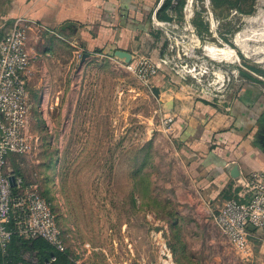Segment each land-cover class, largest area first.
<instances>
[{
  "label": "rangeland",
  "instance_id": "rangeland-1",
  "mask_svg": "<svg viewBox=\"0 0 264 264\" xmlns=\"http://www.w3.org/2000/svg\"><path fill=\"white\" fill-rule=\"evenodd\" d=\"M171 1L158 15L175 17L179 27L162 38L163 49L145 55L159 63L147 81L115 58L67 42L39 58L30 95L39 146L10 155L8 167L39 184L50 202L62 263L159 264L165 243L175 264H264V233L242 251L197 199L184 198L188 178L165 148L159 129L167 110L154 92L163 76L210 100L264 90V62L252 54L264 47V0ZM53 93L59 101L50 110ZM23 258L41 264L34 251Z\"/></svg>",
  "mask_w": 264,
  "mask_h": 264
},
{
  "label": "crops",
  "instance_id": "crops-1",
  "mask_svg": "<svg viewBox=\"0 0 264 264\" xmlns=\"http://www.w3.org/2000/svg\"><path fill=\"white\" fill-rule=\"evenodd\" d=\"M162 4L163 0H0V38L9 24L24 18L32 58L27 71L31 101L32 88L38 86L34 80L39 58L54 56L63 42L115 58L130 70L137 56L163 49L162 38L179 26L175 17L159 18ZM158 79L159 102L166 107L165 117L173 120L171 130L164 124L159 130L166 150L188 178L190 191L184 198L197 199L212 218L223 199L245 192L243 178L264 168V90L258 86L252 92L210 100L177 89L164 76ZM54 95L50 110L59 101ZM255 233L260 239L264 228Z\"/></svg>",
  "mask_w": 264,
  "mask_h": 264
},
{
  "label": "built area",
  "instance_id": "built-area-1",
  "mask_svg": "<svg viewBox=\"0 0 264 264\" xmlns=\"http://www.w3.org/2000/svg\"><path fill=\"white\" fill-rule=\"evenodd\" d=\"M23 22L24 18L15 19L0 38V250L4 254L14 235L29 242L42 238L58 251L65 248L56 215L39 184L26 181L8 167L10 155L31 152L40 141L30 127L27 71L32 58L26 48ZM156 66L159 63L150 65L149 58L141 56L130 68L147 81ZM172 121L169 116L163 119L168 130ZM243 179L245 192L223 199L212 218L227 239L245 251L253 243L256 230L264 228V168L252 170ZM159 257V264H175L165 243L160 244ZM53 260L55 256L45 264Z\"/></svg>",
  "mask_w": 264,
  "mask_h": 264
},
{
  "label": "trees",
  "instance_id": "trees-1",
  "mask_svg": "<svg viewBox=\"0 0 264 264\" xmlns=\"http://www.w3.org/2000/svg\"><path fill=\"white\" fill-rule=\"evenodd\" d=\"M172 1L165 0L161 6V10L171 7ZM159 9V11H160ZM159 18L169 20L171 17L168 15H158ZM31 250L36 252L38 260L41 264H45L49 261L52 256H55V260L51 261L50 264H65L62 263L65 256L63 251L54 249L47 241L42 238H37L31 242L24 240L17 235H14L11 243L8 246L7 254H4L0 250V264H25L26 261L23 258L25 251Z\"/></svg>",
  "mask_w": 264,
  "mask_h": 264
},
{
  "label": "bare ground",
  "instance_id": "bare-ground-1",
  "mask_svg": "<svg viewBox=\"0 0 264 264\" xmlns=\"http://www.w3.org/2000/svg\"><path fill=\"white\" fill-rule=\"evenodd\" d=\"M189 2V1H188ZM192 4V3H191ZM187 6V5H186ZM188 7V6H187ZM187 10V9H186ZM190 10V9H189ZM189 35V34H188ZM248 38V37H246ZM235 41L236 43H238L242 50L245 52V53H249L250 51V47L247 45V40L245 39V37L242 36V34L238 33L235 37ZM251 46V45H250ZM261 46V45H260ZM255 49V48H254ZM252 51V54L255 55L259 60L263 61L264 62V47H259L257 49H255ZM251 54V55H252ZM263 54V55H262Z\"/></svg>",
  "mask_w": 264,
  "mask_h": 264
},
{
  "label": "water",
  "instance_id": "water-1",
  "mask_svg": "<svg viewBox=\"0 0 264 264\" xmlns=\"http://www.w3.org/2000/svg\"><path fill=\"white\" fill-rule=\"evenodd\" d=\"M126 61H128V60H126ZM158 91H159L158 89L157 90H154V92H156V94H159ZM10 182H11V185H14L15 184V179H14V176L13 175L10 176Z\"/></svg>",
  "mask_w": 264,
  "mask_h": 264
}]
</instances>
